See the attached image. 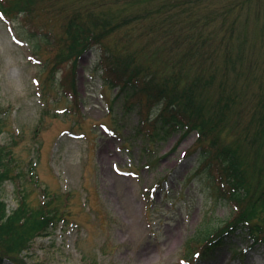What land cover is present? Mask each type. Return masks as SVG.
I'll use <instances>...</instances> for the list:
<instances>
[{
  "label": "trees",
  "instance_id": "trees-1",
  "mask_svg": "<svg viewBox=\"0 0 264 264\" xmlns=\"http://www.w3.org/2000/svg\"><path fill=\"white\" fill-rule=\"evenodd\" d=\"M249 5L251 0H0V16L50 88L63 89L60 98L77 102L81 59L95 57L85 80L114 92L106 100L113 128H104L123 144L140 146L148 167L172 138L197 134V146L186 154L195 160L192 180L238 217L203 236L195 261L209 259L233 237L250 248L264 246V64H257L246 29L237 31ZM45 13L52 20L40 27L36 20ZM59 20L65 24L56 34ZM7 114L0 109V136ZM12 146L0 143V191L9 181L20 182L16 208L0 199V264H20L38 239L68 222L60 197L47 189L38 206L31 204L27 176L37 178L38 156L24 172ZM165 183H159L161 191Z\"/></svg>",
  "mask_w": 264,
  "mask_h": 264
},
{
  "label": "rangeland",
  "instance_id": "rangeland-1",
  "mask_svg": "<svg viewBox=\"0 0 264 264\" xmlns=\"http://www.w3.org/2000/svg\"><path fill=\"white\" fill-rule=\"evenodd\" d=\"M249 7L237 31L246 29L262 65L264 0H251ZM51 20L45 13L36 22L45 27ZM64 24L55 21L56 34ZM30 57L0 16V109L8 110L0 143L13 145L20 170L27 173L37 153L36 183L27 176L30 202L38 206L47 189L60 197L68 220L52 236L38 239L20 264H194L203 236L238 217L192 180L195 160L186 154L197 146V134L172 138L158 149L156 165L148 167L140 146L105 134L103 126L113 128L106 100L114 92L85 80L93 55L81 59L76 103L60 98L63 89H51ZM66 94L72 97L69 90ZM165 178L169 185L160 193L157 183ZM18 186L9 181L0 191L10 209L17 207ZM199 264H264V246L250 248L245 239L233 237Z\"/></svg>",
  "mask_w": 264,
  "mask_h": 264
}]
</instances>
